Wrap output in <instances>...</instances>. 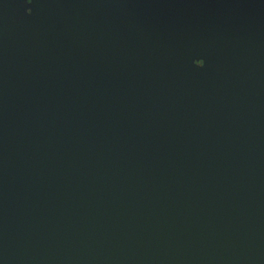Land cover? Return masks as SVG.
<instances>
[{"label":"water","instance_id":"1","mask_svg":"<svg viewBox=\"0 0 264 264\" xmlns=\"http://www.w3.org/2000/svg\"><path fill=\"white\" fill-rule=\"evenodd\" d=\"M0 264H264V0H0Z\"/></svg>","mask_w":264,"mask_h":264}]
</instances>
